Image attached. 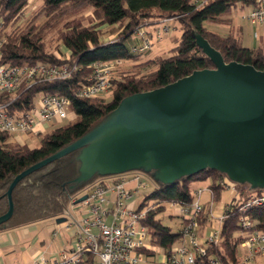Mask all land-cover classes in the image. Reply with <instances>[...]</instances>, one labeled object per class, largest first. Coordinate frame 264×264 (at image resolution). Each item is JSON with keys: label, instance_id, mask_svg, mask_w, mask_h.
<instances>
[{"label": "trees", "instance_id": "obj_1", "mask_svg": "<svg viewBox=\"0 0 264 264\" xmlns=\"http://www.w3.org/2000/svg\"><path fill=\"white\" fill-rule=\"evenodd\" d=\"M194 0H40L41 9L27 24L17 26L25 16L32 0H0V13L5 21L6 45L1 63L8 66L22 64L67 65L73 69L67 80L38 83L24 89L12 104V112L23 115L37 105L38 96H54L71 100L70 113L76 118L67 125H59L41 137L38 147L28 149L13 142L10 134L0 132V216L9 210L7 192L13 180L34 164L45 160L78 141L113 117L120 103L127 97L165 87L195 71L215 69L211 59L198 46L197 37L204 38L221 54L226 63L252 65L264 71V45L250 48L244 45L241 34L230 29L226 35L211 30L207 24L233 26V10H244L249 0H209L196 9ZM92 13L87 22L86 11ZM42 22H39L41 17ZM178 20L182 35L169 57L157 56L146 63L119 68L112 78L111 99L103 96L93 99L74 97L93 74L96 63L124 61L140 56L127 41L143 28L164 21ZM113 38V39H111ZM145 53V52H143ZM11 101L8 94L0 93V105ZM73 152L23 179L13 190L14 213L0 225V234L31 226L51 219L64 218L73 200L84 195L95 183L111 177L96 174L85 182H77L82 166L80 154ZM147 175L154 189L145 195L138 212L146 211L140 221L150 239L151 250L144 249L149 258L167 257L170 250L183 242V229L174 231L160 216L168 205L191 209L195 202V185L209 182L212 200L218 201L226 189V174L207 169L199 174L184 176L171 184ZM128 173V174H131ZM127 175V174H124ZM123 176V175H121ZM236 197L224 210L220 238L216 244L206 245L207 255L201 262L214 260L218 264H243L242 243L254 234H264V204L255 201L264 197V189L250 184H236ZM196 215L198 225L209 223V206ZM209 207V208H208ZM189 220H185L188 223ZM250 222L249 227L244 224ZM263 258L264 253L260 255ZM94 256H87L82 264H94ZM166 261V258H165ZM152 264H158L152 261ZM161 264H167L166 262ZM260 264V263H254Z\"/></svg>", "mask_w": 264, "mask_h": 264}, {"label": "water", "instance_id": "obj_2", "mask_svg": "<svg viewBox=\"0 0 264 264\" xmlns=\"http://www.w3.org/2000/svg\"><path fill=\"white\" fill-rule=\"evenodd\" d=\"M197 43L215 69L125 98L108 121L20 173L0 225L12 218V193L23 179L78 150L77 182L154 171L157 181L171 184L211 169L235 184L264 189V71L226 63L201 36Z\"/></svg>", "mask_w": 264, "mask_h": 264}, {"label": "built area", "instance_id": "obj_3", "mask_svg": "<svg viewBox=\"0 0 264 264\" xmlns=\"http://www.w3.org/2000/svg\"><path fill=\"white\" fill-rule=\"evenodd\" d=\"M209 0H194L196 9L204 7ZM246 9L239 11L234 16V24L239 27L248 23L253 27L264 25V0H249ZM5 21L0 13V93L8 94L11 101L0 105V132H6L11 136L17 134L39 135L43 126H47L54 120L62 122L68 119L71 100L68 98L43 96L36 107L28 114L12 112V104L16 102L24 89H28L38 83H49L54 81L67 80L72 76L73 69L67 65L56 64H22L8 66L1 63L2 51L6 45ZM165 28L158 34V39L163 38L162 33H167ZM143 40L141 47H136L139 52H147L150 43L146 34L138 33ZM122 61L96 63L93 65V74L87 84H83L74 92L78 99H93L101 97L104 93L111 91L112 78L117 70L121 68ZM136 188H129L131 184ZM226 188L235 190L236 184L226 179ZM148 183L141 173L114 176V178L100 180L84 193L86 199L82 202L73 200L68 208L63 224L68 229H73V236L70 241L58 247L52 257L40 255L31 264H82L87 256H94V264H218L214 260L201 262L207 255L206 245L216 244L220 233L214 232L207 239L205 245L197 242L195 228L197 226L196 215L202 213L204 206L200 198L205 192L204 189H196L194 192L195 202L192 208H181L180 215L191 213L194 210V217L189 220L183 230L184 239L186 236L192 238L191 244L182 242L174 246L167 257L158 256L156 259L147 257L144 249L151 250L145 246L149 234L140 225V221L146 216V211L138 212L135 207L137 190L145 189ZM210 191V190H209ZM212 194V192L210 191ZM257 204H264V197L255 201ZM224 216L222 218V221ZM250 226V222L244 224ZM139 231V233L137 232ZM59 234H54L57 237ZM150 241V240H149ZM246 250L243 264H254L256 255L264 253V234H254L242 243ZM166 258V261H165Z\"/></svg>", "mask_w": 264, "mask_h": 264}, {"label": "rangeland", "instance_id": "obj_4", "mask_svg": "<svg viewBox=\"0 0 264 264\" xmlns=\"http://www.w3.org/2000/svg\"><path fill=\"white\" fill-rule=\"evenodd\" d=\"M41 9V2L40 0H32V2L30 3L29 9L27 10L25 16H23L20 21H18V23L16 24L17 26H23L24 24H27L29 19L32 17V15H34V13H38ZM241 11V9L237 10H233L230 13V16H234ZM84 15L87 18V22L88 23H92L93 19H92V13L90 10L86 11L84 13ZM44 20V17L42 16L39 19V22H42ZM207 26L215 31L218 32L220 34L226 35L227 33H229L230 29L233 27L228 26V25H216L214 23H210L207 24ZM167 28L168 32L167 33H162L163 38L161 40L158 39V34L163 32V30ZM259 28V27H258ZM182 26L181 23L178 20H170V21H164L158 25L155 26H151V27H146L143 28L141 30V33L146 34V38L150 43V49L145 52L142 53L140 56H137L135 58H131L129 60L124 61V63L121 66L122 70H129L130 68H132V66L134 65H138V64H142V63H146L147 61H149L150 59H153L157 56H163V57H169L172 55V50L175 48L176 46V41L181 37L182 35ZM260 35H261V39H256V47H259L261 45L260 42L264 43V28L262 27L261 29H259L257 31ZM257 32H255V37L257 38ZM247 43V42H246ZM143 45V40L142 38L136 34L134 35L132 38H130L127 41V46L129 47V49L131 51H133L134 47H141ZM248 45L249 47H252L254 44H245ZM105 99L110 100L111 99V94L109 92L104 93L102 95ZM41 98V96H38L37 101H39ZM76 118V115L74 113H69V117L66 120H63L62 122H57V120H54L53 122H51L50 124H48L47 126L44 127V132L42 131V134H45L47 132L52 131L53 129H55L56 127H58L59 125H67L69 124L72 120H74ZM11 140L13 142L16 143H20L22 144L24 147L28 148V149H33L39 146L40 144V140L41 137L39 135H25V134H17L14 135ZM142 174V173H141ZM143 175V178L145 179V181L148 183V187H146L145 189H141L139 188L137 191V194L135 195L136 198V202H135V207L136 209L139 208V206L141 205V203L144 200L145 195L149 194L151 191V188L149 186V184L151 185L152 182L150 180V178L147 175ZM153 185V184H152ZM196 185H199V187H201V189H204L205 192L207 191V193H203L204 195L201 196L200 198V203L203 206H208V202L210 201L211 205L208 207L210 213V217H209V223L208 225H206V227H201L200 225H198L197 222V226L195 228V235H196V239L197 242L200 245H205L206 241L208 238H210V236L214 233L217 232L218 234L221 231V227H222V218L224 216V209L226 205H230L233 201V199L236 197V191L231 188L228 187L226 188L221 195V198L218 201H213L211 196L212 194L208 192L209 190V182H200L197 183ZM129 188L135 189L136 185L133 183L130 186H128ZM211 194V195H210ZM209 200V201H207ZM181 211V208L176 207L174 205H168L165 212L160 216V218L162 219L163 223L166 226H169L171 228H173L174 231H179L181 229H183L187 223H185V220H190L194 217V210H192L191 213H186L184 215H180L178 214V212ZM51 221L50 223H47ZM47 220V221H43L41 222L40 228L41 231L38 233L40 236H42L45 239H48L51 243L54 241V238L50 235L47 234V228L48 225L55 223V219H51V220ZM139 233V231H137ZM57 239V238H55ZM150 239L148 238V240L145 241V246L146 247H151L150 245ZM192 238L190 236H186L185 239L183 240V242L188 246L191 244ZM181 244V243H180ZM241 249V254L242 256L246 255V250H244L243 248ZM16 255V253H15ZM259 255L255 256L254 259V263H262L263 262V258ZM17 256H21V255H17ZM160 256V255H159ZM5 262L6 264H19V262H12V259L10 256H6L5 257Z\"/></svg>", "mask_w": 264, "mask_h": 264}, {"label": "crops", "instance_id": "obj_5", "mask_svg": "<svg viewBox=\"0 0 264 264\" xmlns=\"http://www.w3.org/2000/svg\"><path fill=\"white\" fill-rule=\"evenodd\" d=\"M262 27L264 28V25L258 28V27H253L248 23H245L244 25L237 27L233 23V27L231 28V30L234 31L235 33H239L242 35L244 40V45L253 43L254 45L250 48H257L256 39H261V35L257 31ZM255 32H257L256 33L257 38L255 37ZM260 43L261 45H264L263 42ZM245 46L249 47L248 45ZM45 126H43L42 128L44 129ZM149 186L151 188L150 191H152L154 189V185L149 184ZM195 188L201 189L199 185H195ZM205 193H207V191L204 192V194ZM83 197L84 196H81V198ZM208 203L211 202L209 201ZM227 206L228 205H226L225 208ZM61 219L62 218L55 219L56 220L55 223L48 225L46 232L48 235L54 238V241L52 243L48 239H45V236L43 238L42 236H40L41 234L40 235L38 234L41 231L40 228L41 222L31 226L23 227L20 229H16L0 234V264H6L5 262L6 256H10L12 262H19V264H31L40 255H45L47 257L54 256L58 247H62L63 243L69 242L74 232L73 229H68L63 224L64 221H59ZM50 222L51 221L47 223ZM56 232H58L59 234L57 237L54 236ZM17 255H21V256H17Z\"/></svg>", "mask_w": 264, "mask_h": 264}]
</instances>
